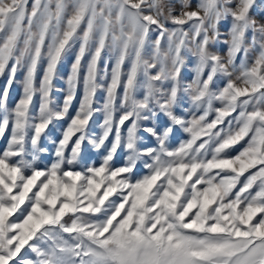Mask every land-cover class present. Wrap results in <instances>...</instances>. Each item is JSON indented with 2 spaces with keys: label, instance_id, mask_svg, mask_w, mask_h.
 Listing matches in <instances>:
<instances>
[{
  "label": "snow or ice",
  "instance_id": "1",
  "mask_svg": "<svg viewBox=\"0 0 264 264\" xmlns=\"http://www.w3.org/2000/svg\"><path fill=\"white\" fill-rule=\"evenodd\" d=\"M255 4L0 0V264H264V18L251 15ZM185 104L187 116L177 111ZM58 121L45 164L42 143ZM177 130L188 138L170 148ZM149 138L154 146L142 145ZM86 147L99 164L83 163Z\"/></svg>",
  "mask_w": 264,
  "mask_h": 264
},
{
  "label": "rangeland",
  "instance_id": "2",
  "mask_svg": "<svg viewBox=\"0 0 264 264\" xmlns=\"http://www.w3.org/2000/svg\"><path fill=\"white\" fill-rule=\"evenodd\" d=\"M30 2H31V0H30ZM251 15L255 19H257L258 21L261 20L262 18H264V0H256V4H255L254 8L252 9ZM220 28H221V32L223 33L225 31V29H226V24H221ZM249 36H250V34H249ZM213 51H218L221 56H224L225 53H226V47L224 45H218V46H215L213 48ZM72 55H73V53H69L68 57L63 59L62 62L60 63V65L58 66L57 76H56V79L54 80V91H53V94H52V98H53V101H54L55 105H59L62 102L64 92L63 91H56L55 89H63L65 87V80H66V77H67V74H68V71H69ZM251 58L252 57L250 55L249 61H251ZM237 63H239V59L237 60ZM126 67H127V65L125 66V68ZM190 67H191V58L189 57L188 66L184 69V73H183L185 80L190 78ZM100 70H101V73H103V70H104L103 61L100 64ZM23 74L24 73H23L22 69L20 71H18L17 74H16L15 82L11 86L12 89H11V92H10V95H9L8 101H7V104H8L9 108H12L14 106L15 102L20 97V94H21V83L20 82L23 79ZM41 75H42V67L39 68L38 72H37V80H36L37 85L39 83V78H40ZM7 78H8L7 77V73H5V75H3V76H0V79H1L0 93H2L3 88L5 87V85L7 83ZM221 80H222V78H221ZM80 95H81V89H78L77 96H76V103L74 105V109L72 111H70V113H74L75 112V109H76V107L78 106V103H79ZM102 96H103L102 92H98L97 93V98H96L97 99V105H96L97 107L99 106V102L101 101ZM38 104H39V97L36 96V97H34L32 108H31L32 115L36 114V110L38 108ZM186 107L187 106L185 104L183 107L179 108L177 110L178 113L181 114V115L187 116L188 114L185 111ZM233 115H235V113H233ZM93 119H96V121L99 123V121L102 119L101 114H99V113L95 114ZM210 119H211V117H210ZM227 119H231V117H227L226 120ZM63 123L64 122H57L56 130L58 132V137L60 135L61 128L63 127ZM98 123H97V127H98ZM93 132L98 133L99 132V128L94 130ZM177 133H176L177 136H173L172 142L169 143V147L170 148L177 147L181 140L188 138V134H186V133H183V132H181L179 130H177ZM6 138H5L4 141L1 142L2 144H0V151H2L4 149V147H5V145H6ZM145 143L148 144L149 146H154L151 143L150 138L145 140V141H143L142 145L145 144ZM120 153L122 154V156L120 158L114 160V163H115L116 166H119L122 163V161H123V153L122 152H120ZM50 161H51V159L48 160V161H44V163L46 164V163H49ZM99 162H100V154H97V158H96L95 163L99 164ZM83 163L87 164V163H91V162L89 160H85L84 159ZM41 166H43V165H41ZM143 171H144L143 165L141 164L137 174L138 175L142 174ZM246 175H247V173H246ZM110 199L116 200V199H118V196L114 194L112 197H110ZM18 215H19V213L15 214L10 219L15 220ZM29 255H31L30 252H29Z\"/></svg>",
  "mask_w": 264,
  "mask_h": 264
},
{
  "label": "trees",
  "instance_id": "3",
  "mask_svg": "<svg viewBox=\"0 0 264 264\" xmlns=\"http://www.w3.org/2000/svg\"><path fill=\"white\" fill-rule=\"evenodd\" d=\"M221 81H222V80H221ZM0 88H1V79H0ZM11 89H12V87H11ZM11 89H10V92H11ZM10 92H9V95H10ZM8 97H9V96H8ZM75 103H76V99L73 101V105H72V108L70 109V111H72V110L74 109V105H75ZM93 118H94V117H93ZM58 122H59V121H58ZM97 123H98V122L96 121V119H92V121H91V125H90L92 131L98 129V127H97ZM56 127H57V122H55L53 125L50 126V130H49V132H48V137L45 138V139L43 140L42 146H43V147H47V148L49 149L48 154H46V155L43 156V160H44V161H48V160L51 159L52 145H51V143H50L49 138H58V132H57V130H56ZM176 133H177V132H176ZM176 133H175L174 136H177L178 133H177V134H176ZM5 138H6V137H5ZM5 138H4V139H0V144H2L1 142L4 141ZM172 140H173V137L171 138L170 142H172ZM170 142H169V143H170ZM241 143H243V142H241ZM240 146H241V145H239V144L235 146V149L232 150V151H233V154L235 153L236 150H238V149L240 148ZM121 156H122V154L119 153V154L117 155V157L115 158V160L118 159V158H120ZM96 158H97V153L94 152V151H92V149H91L90 147H86V148H85V151H84V153H83V160L85 159V160H89L90 162H95V161H96Z\"/></svg>",
  "mask_w": 264,
  "mask_h": 264
}]
</instances>
